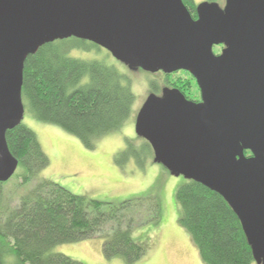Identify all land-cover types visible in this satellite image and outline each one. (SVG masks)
<instances>
[{
  "label": "water",
  "instance_id": "1",
  "mask_svg": "<svg viewBox=\"0 0 264 264\" xmlns=\"http://www.w3.org/2000/svg\"><path fill=\"white\" fill-rule=\"evenodd\" d=\"M69 37L105 48L131 70L195 78L199 101L178 88L152 92L135 133L169 173L223 197L264 264V0H204L196 18L182 0H0V182L18 166L5 134L24 116V61Z\"/></svg>",
  "mask_w": 264,
  "mask_h": 264
},
{
  "label": "trees",
  "instance_id": "2",
  "mask_svg": "<svg viewBox=\"0 0 264 264\" xmlns=\"http://www.w3.org/2000/svg\"><path fill=\"white\" fill-rule=\"evenodd\" d=\"M182 1L195 18V0ZM68 39L48 42L26 57L22 100L39 121L55 124L76 136L85 147L93 148L96 138L124 124L135 94L130 79L115 65L69 55L79 44H71ZM170 85L185 95L183 86ZM150 86L159 91L153 82ZM5 137L9 151L18 160L20 184L31 182L49 163L35 132L21 122L8 129ZM142 140L141 154L146 153L145 149L151 153L150 144ZM125 149L131 156L139 154L130 145ZM244 155L250 156L251 151L244 150ZM3 183L0 182V254L14 255L19 264H85L53 248L97 235L103 236L106 258L119 257L125 264H132L145 253L132 237V228L150 220L158 222L161 215L158 198L153 194L119 202L103 201L73 193L47 179L37 180L17 204L9 206L2 201ZM175 196L181 208L178 222L190 234L204 264L254 262L240 221L221 195L185 179ZM143 207L144 215L138 222L136 217Z\"/></svg>",
  "mask_w": 264,
  "mask_h": 264
},
{
  "label": "rangeland",
  "instance_id": "3",
  "mask_svg": "<svg viewBox=\"0 0 264 264\" xmlns=\"http://www.w3.org/2000/svg\"><path fill=\"white\" fill-rule=\"evenodd\" d=\"M202 1L204 0H195L197 4ZM218 3L222 6L224 0H218ZM68 40L71 44H79L70 50L69 55L113 64L127 75L135 94L130 115L119 129L101 135L95 139L93 148H87L73 134L55 124L39 121L25 108L22 122L35 132L49 163L27 184H20L17 176L20 167H17L15 173L1 186L3 203L14 206L19 197L40 179L57 182L73 193L103 201L119 202L153 194L158 198L161 215L158 222L150 220L132 228V237L145 249L144 255L132 264H204L190 234L178 222L181 208L175 193L185 178L172 175L160 163L155 162L153 152L148 153L145 149L146 153L141 154L143 140L135 133L134 128L138 110L147 96L155 93L150 84L153 82L160 89L168 87L164 83H170L171 80H167L159 72L131 70L114 59L105 48L92 46L90 41L84 40L85 43H81L72 37ZM222 47L223 45L213 46V52L220 53ZM178 76L181 74H176L173 78ZM127 145L139 154L131 156L126 153ZM144 211V207L139 211L136 217L138 222ZM102 245L103 236L97 235L77 242L58 244L53 251L85 264H125L119 257L106 258ZM0 264L19 263L14 255L5 252L0 254ZM251 264L257 263L254 261Z\"/></svg>",
  "mask_w": 264,
  "mask_h": 264
},
{
  "label": "flooded vegetation",
  "instance_id": "4",
  "mask_svg": "<svg viewBox=\"0 0 264 264\" xmlns=\"http://www.w3.org/2000/svg\"><path fill=\"white\" fill-rule=\"evenodd\" d=\"M158 72L162 73V75H164L167 80L169 81L171 80L170 81L171 83H175L177 85L183 86L185 97L187 99L194 100V101L200 100L199 91L197 90V87H196V80L188 71L177 70L171 73H164L163 71H157L154 73H158ZM176 74H181V76H178L177 78H173V76H176ZM170 78H173V79H170ZM164 84L165 86H168L169 88H177L175 86L170 85L168 81ZM162 88H160L159 91L155 93L161 94Z\"/></svg>",
  "mask_w": 264,
  "mask_h": 264
}]
</instances>
